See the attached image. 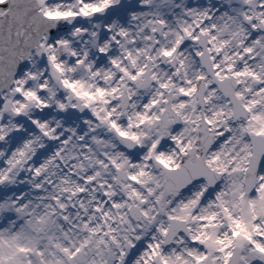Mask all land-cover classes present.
<instances>
[{"label":"snow or ice","instance_id":"obj_1","mask_svg":"<svg viewBox=\"0 0 264 264\" xmlns=\"http://www.w3.org/2000/svg\"><path fill=\"white\" fill-rule=\"evenodd\" d=\"M0 264H264V0H0Z\"/></svg>","mask_w":264,"mask_h":264}]
</instances>
